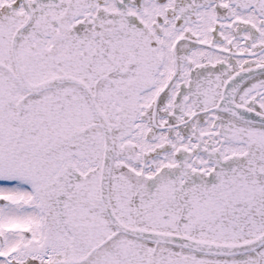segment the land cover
<instances>
[{
  "label": "snow or ice",
  "instance_id": "snow-or-ice-1",
  "mask_svg": "<svg viewBox=\"0 0 264 264\" xmlns=\"http://www.w3.org/2000/svg\"><path fill=\"white\" fill-rule=\"evenodd\" d=\"M0 264H264V0H0Z\"/></svg>",
  "mask_w": 264,
  "mask_h": 264
}]
</instances>
